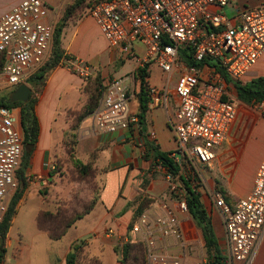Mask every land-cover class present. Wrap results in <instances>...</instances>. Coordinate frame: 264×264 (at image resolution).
I'll return each mask as SVG.
<instances>
[{
  "label": "built area",
  "instance_id": "obj_1",
  "mask_svg": "<svg viewBox=\"0 0 264 264\" xmlns=\"http://www.w3.org/2000/svg\"><path fill=\"white\" fill-rule=\"evenodd\" d=\"M234 1L92 0L88 8L108 44L135 58L137 70L155 64L167 75L163 87L148 86L151 107H168L170 84L178 74L177 104L169 121L177 143L171 157L181 174L184 159L212 165L239 114L217 67L211 63L188 66L181 51L190 50L196 63L217 61L235 81H242L264 54V0L242 9L232 20L224 9ZM52 11L44 0H23L0 16V91L12 92L26 84L50 58L56 24L50 19ZM61 64L84 81L95 73L90 63L77 57L64 58ZM134 99L123 78L104 82L91 113L93 131L111 135L132 128L139 122L131 105ZM23 150L18 113L0 107V224L18 187ZM35 178L47 184L43 175ZM166 179L167 190L139 215L119 245L141 242L146 264H188L199 239L186 240L183 223L191 217L185 193L174 175L167 173ZM209 198L222 214L230 259L251 264L264 235V155L247 196L230 205L213 188Z\"/></svg>",
  "mask_w": 264,
  "mask_h": 264
},
{
  "label": "crops",
  "instance_id": "obj_2",
  "mask_svg": "<svg viewBox=\"0 0 264 264\" xmlns=\"http://www.w3.org/2000/svg\"><path fill=\"white\" fill-rule=\"evenodd\" d=\"M21 1L23 0H0V16ZM261 2L262 0H235L226 7L230 15L226 14L225 9L224 13L234 20L239 11ZM49 5L53 7L50 19L56 22L55 4ZM89 17L91 20L82 26L79 32L69 31L68 35L67 28L63 31V45L67 53H70L68 55L83 60L89 58L94 63L88 59L86 61L96 72V64L100 62L97 54L108 48L110 63L115 65L114 55L119 64L113 72L112 68L104 69L103 80L106 82L113 78H123L130 92L134 94L135 99L131 105L139 115L141 82L135 76L136 59L112 48L102 36L94 19L90 15ZM93 28L98 30L103 40H93ZM138 48L142 51L141 46ZM61 63L62 61L48 73L37 92L29 80L38 70L26 82L37 100L35 111L40 124V134L24 172L27 189L18 203L17 213L4 241L6 252L2 264H67L68 255L81 241H84L85 245L80 249V262L77 264H91L92 259L98 260L100 264H124L121 253L123 246L120 247L119 244L120 240L129 234V224L134 219L139 199L143 196L156 199L168 188V171L154 156L156 149L169 154L177 146L169 119L177 104L174 86L178 74L173 76L175 83L170 87L172 94L168 107H151L148 103L144 120L128 130L106 135L93 131L91 113H86L92 87L87 89L84 80ZM153 65L155 64L149 68ZM110 72L113 77H108ZM161 74V84L152 83L150 77L149 83L157 87L166 85L168 77L162 71ZM261 76H264V54L242 82H249ZM232 86L228 84L239 110L238 118L230 130L228 139L217 150V159L212 163L213 171L210 173L221 188L218 190L225 191L230 196V201L235 203L247 196L253 187L264 155V119L254 123L247 117L242 110L243 102L237 99V91L235 94ZM263 104L264 102L261 105ZM17 113L21 126V114ZM260 132L262 140L255 143V137L260 136ZM24 151L25 145L23 155ZM93 154L97 155L93 167L99 181L96 204L88 214L77 220L62 238L55 240L48 231L39 227V215L42 212L56 213L60 208L71 210L75 193L65 191L72 185L62 181L60 172L54 174L52 167L60 161L64 163V169L68 168L69 165L65 162L71 155L86 164ZM203 174L207 176V170H204ZM37 175H43L47 184L39 182L35 178ZM206 189L210 191L209 187ZM205 194L201 193L202 201L212 218L216 237L222 249L227 248L222 214L208 204ZM92 199L93 197L90 200ZM110 230L113 231L112 234H109ZM183 232L188 241L201 238L200 231L195 228L191 218L184 219ZM117 247L120 251H117ZM191 260L193 264H199L198 260ZM251 264H264V235Z\"/></svg>",
  "mask_w": 264,
  "mask_h": 264
},
{
  "label": "trees",
  "instance_id": "obj_3",
  "mask_svg": "<svg viewBox=\"0 0 264 264\" xmlns=\"http://www.w3.org/2000/svg\"><path fill=\"white\" fill-rule=\"evenodd\" d=\"M92 4V0L90 5ZM68 18L65 16L60 19L57 24H55L54 36H53V50L51 52L50 58L42 66L29 80V83L33 85L36 90L44 84V81L48 75V73L55 68L64 58H73L72 56H67L64 53L61 45H62V34L63 30L67 24ZM181 59L188 66H202L203 64H212L217 67V71L221 74L222 78L227 82V84H232L237 91V99L247 105H256L264 102V76L252 79L249 82L235 81L228 76L225 70L216 65L211 60L205 59L202 63H196L191 55L190 50L183 49L181 51ZM141 82L140 87V101H141V112L138 115L139 121L144 120L145 115L148 111V102L149 97L147 93V88L149 86V77L150 71L149 67L143 69L136 70L135 75ZM92 87V93L90 95L89 104L87 106L86 113H92L94 109L97 107L101 93V90L98 91V88L95 87L93 89V83L90 86H87V89ZM98 91V92H97ZM37 100L34 96V93L31 94V97L28 102L24 103L21 101L12 102L10 100V96H2L0 97V107H6L10 109H20L21 114V126L24 135V145L25 151L23 155V161L21 168L17 172V180L18 187L12 196L7 213L5 214L3 222L0 224V264L3 263V258L5 255V247L4 241L9 232V229L12 225V221L14 216L17 213L18 203L23 198L25 191L27 189V182L24 178V169H26L29 165L30 158L32 156L33 148L38 141V137L40 134V124L38 117L36 115L35 107ZM172 153H164L160 152L158 149L155 151V159L159 160V164H163L167 169L168 173L172 175H178L180 173V168L175 160L171 157ZM70 158L74 159L73 163L75 167L82 172H87L89 170H94V162L97 159V155L93 154L91 160L84 164L80 160L75 159L73 155ZM63 165L60 163H56L55 173L60 172ZM195 179H189L184 175L180 174V181L182 184L183 191L185 193V199L187 201L189 215L197 226L196 228L201 232L202 238L204 240L205 247L207 249V262L204 264H230L228 258L225 256L221 245L216 237L215 230L213 227L212 218L209 215L205 205L202 201L201 193L197 190V186L193 184ZM226 202L230 205H234L230 201V196L223 190H219ZM97 196L90 200L84 208L81 210H70L68 208H60L56 213L52 212H42L39 215L38 223L41 229L48 231L51 238L58 240L64 236L67 230L79 219H81L85 214H88L91 209L95 206ZM138 208L136 210L134 219L129 224V229L131 230L133 225L135 224L139 215L152 203L154 199L148 196H143L139 199ZM85 245L84 241L78 243V246L73 248V252L68 255L67 264H77L80 262L81 251L80 249ZM142 252L144 258V264H146L145 260V251L144 245L141 242L129 241L124 244L122 247V261L124 264H130L129 261H132L133 264L138 263V256L136 253V249ZM140 249V250H139ZM117 251L120 249L117 247ZM91 264H100V262L96 259L91 260Z\"/></svg>",
  "mask_w": 264,
  "mask_h": 264
},
{
  "label": "rangeland",
  "instance_id": "obj_4",
  "mask_svg": "<svg viewBox=\"0 0 264 264\" xmlns=\"http://www.w3.org/2000/svg\"><path fill=\"white\" fill-rule=\"evenodd\" d=\"M48 4H55V13H56V24L57 22L62 19L63 17H67V24L64 28L68 29V35L69 31L73 33L75 30L79 32V29H81L82 26L86 25L90 19L89 17V12L88 8L90 6L91 0H44ZM226 14L229 16L230 12L228 11V8H225ZM93 40L98 41L103 40L98 33V30L93 28ZM64 53L66 55L70 54L67 53L68 51L63 45V40H62V45H61ZM53 50V42H52V49ZM109 49L105 48L103 49L100 53L97 54L98 59L100 60L99 64L97 65V71L94 73V75L89 78L88 80L84 81L86 85L90 86L91 83H93V89L95 87L98 88V91L101 90L102 85L104 84V80L102 77V72L104 69L109 70L112 68V72L115 69V67H118V61L116 60V57L113 55V60L115 62V65L113 63H110V55H109ZM69 56V55H68ZM82 59V58H81ZM86 60H90L89 58H85ZM85 60V61H86ZM92 62V60H90ZM102 62L104 65H102ZM216 63L217 61H213ZM94 63V62H92ZM103 67V68H102ZM150 70V80L152 83H162V74H161V69H159L156 65H153L149 68ZM108 77H113V73L108 75ZM175 83V78H173L171 82V87L174 86ZM149 85H152L149 83ZM155 86V85H152ZM233 92L236 94L235 88L232 86ZM97 91V92H98ZM10 92H7L5 90L0 91V97L2 96H7L9 95ZM35 96V95H34ZM243 104L242 110L245 112L247 117H249L250 120H252L254 123L260 119H264V105L262 106L261 104H256V105H247ZM16 112H20V109H15ZM248 129V128H247ZM260 136L256 135L255 143H260L262 140V132L259 134ZM74 159L68 157L66 159V164L69 165L68 168L64 169V163H61L63 165L62 169L60 170L59 175L62 178L63 182L69 183L71 188L69 190L65 191H70V193H75L74 199L71 201V210H80L86 206V204L90 201L91 197L95 198L98 196L99 193V181L97 179L98 175L95 171L89 170L87 172H82L77 169L73 163ZM216 161V160H215ZM214 161V162H215ZM213 162V164H214ZM83 163V162H82ZM85 164V163H84ZM212 164V165H213ZM183 169H182V175H186L187 178L189 179H195L193 181V184L197 186V190L199 193H206L205 195L208 198V204L211 207H215L209 198V192L207 191V187L209 189L213 188H220L217 180L214 178L213 174L210 172L213 171L210 165H201L200 163H196L194 161H190L189 159H184L182 162ZM24 172L26 169H24ZM204 170H207V176L203 174ZM181 174V169L180 173L178 175H174L175 181L177 184L181 185V181L179 178V175ZM221 189V188H220ZM194 223V222H193ZM195 225V224H194ZM195 227H197L195 225ZM200 237L199 241L197 242L195 249L191 251L190 253V260H188V264H193V260L191 259H196L199 261V264H204L207 262V249L204 244V240L202 238L201 232H200ZM140 250V249H139ZM223 252L225 256L228 258L230 264H236L234 263L229 256V253L227 251V248L223 249ZM136 253L138 256V263L137 264H144V258L142 252L138 251V248L136 249ZM130 264H133L132 261H129ZM239 264V263H238Z\"/></svg>",
  "mask_w": 264,
  "mask_h": 264
},
{
  "label": "water",
  "instance_id": "obj_5",
  "mask_svg": "<svg viewBox=\"0 0 264 264\" xmlns=\"http://www.w3.org/2000/svg\"><path fill=\"white\" fill-rule=\"evenodd\" d=\"M32 89L27 84H22L12 92H10V100L12 102H28L31 96Z\"/></svg>",
  "mask_w": 264,
  "mask_h": 264
}]
</instances>
